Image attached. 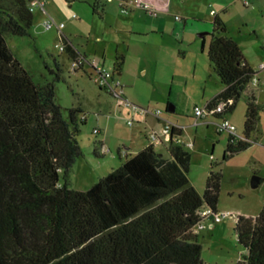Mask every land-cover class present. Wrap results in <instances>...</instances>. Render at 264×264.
<instances>
[{"label":"trees","instance_id":"16d2710c","mask_svg":"<svg viewBox=\"0 0 264 264\" xmlns=\"http://www.w3.org/2000/svg\"><path fill=\"white\" fill-rule=\"evenodd\" d=\"M29 3L0 2V264H205L194 230L204 207L218 211L223 175L214 171L198 191L186 144H171L168 155L149 144L124 155L123 165L90 189L70 187L82 155L77 134L87 118L80 106L65 117L55 83H36L8 46V35L31 36ZM212 24L208 57L223 90L210 102L233 100L230 112L245 95L249 139L264 114L252 86L258 72L220 14ZM62 41L73 60L82 55L68 38ZM123 64L117 60L118 71ZM250 146L229 134L223 159ZM235 231L243 249L239 264H264V206L255 218L239 216Z\"/></svg>","mask_w":264,"mask_h":264},{"label":"rangeland","instance_id":"374dc122","mask_svg":"<svg viewBox=\"0 0 264 264\" xmlns=\"http://www.w3.org/2000/svg\"><path fill=\"white\" fill-rule=\"evenodd\" d=\"M9 1L0 0L5 7ZM40 1L46 3L47 11L34 9L31 36L8 35L7 43L36 83H55L56 99L63 106L65 117H68V109L77 106L82 107L86 115V124H80L77 134L82 155L71 170L70 187L80 191L90 189L123 165L122 143L130 145L133 150L130 154H135L149 142L151 126L157 124L161 128L165 121L159 122L149 115L145 122L144 117L138 116L133 125H129L131 111L119 108L117 99L100 88L91 62L73 69V59L67 50L57 47V44L63 45L57 29H46L47 21L65 23L66 38L81 53L88 51L91 59L117 76V60L124 59V72L119 77L129 84L126 90L133 100H128L143 109L161 110V117L187 127L184 142L193 144V147H185L192 155L189 178L203 193L208 177L214 171H221L217 210L230 214L215 227L196 232L203 247L202 259L205 264H239L243 249L237 239L236 221L239 216L251 217L260 211L257 205L264 200V182L254 188L252 179L254 176L264 179V144L256 140L246 152L224 160L229 133H219L216 124L227 118V114L196 124L194 108L205 106L206 99L221 85L208 57L214 20L212 10L218 11L224 19L228 35L238 41L253 68L264 64V10L247 8L240 0L235 3L234 0H169L172 11L161 15L167 20L166 26L160 29L158 24L153 31L146 25L158 21V13L151 17H140L139 12L123 14L120 4L112 0H107L108 12L103 19L83 3L70 6L67 0ZM74 14L79 18H73ZM168 97L170 102H167ZM170 105L176 110L167 111ZM237 105L240 110L236 117L245 122V95ZM262 119L264 124V117ZM208 121L213 123H206ZM157 149L168 155L164 147Z\"/></svg>","mask_w":264,"mask_h":264},{"label":"built area","instance_id":"2783aa9c","mask_svg":"<svg viewBox=\"0 0 264 264\" xmlns=\"http://www.w3.org/2000/svg\"><path fill=\"white\" fill-rule=\"evenodd\" d=\"M120 8L122 13H129L130 8H133V6H136L138 8H142L146 12H148L152 16H156L159 9L152 4L149 1L145 0H120L119 2ZM45 4L44 2H41L40 0H32L30 3V9L33 12L35 8H41L42 10H45L44 8ZM212 14H216V12L213 10ZM74 17H77L76 15ZM46 29H51L55 27L60 35L61 44H57V47L60 48L61 51L67 50V45L62 41V38L65 36L63 32V28L65 27V23L57 24L56 22L47 21L46 22ZM88 62V59L84 55H79L76 60H73V69H79L82 68L86 63ZM92 66L94 68L95 72V81L99 83L101 88L109 89L110 92L114 95V97L117 99V105L119 108H127L131 110V119H128L129 125H133L135 117L142 116L144 119L148 118L149 115H154L157 118H162V111L156 110L151 111L147 109H143L138 107L137 105L133 104L131 101H129L125 96V85L121 82V80L115 79V76L113 72L105 69L99 64H96L92 62ZM260 71H264V64H262L259 67ZM260 79L257 76L253 78L252 86L258 87L259 86ZM234 102L233 100L228 101H219L217 103H207L205 106H196L194 108V114L196 118V124L199 123V121L205 120L206 118L213 116V117H222L226 115L229 112V109L232 108ZM181 130V128L177 127L173 124H167L164 126L161 133L152 130L148 134V140L149 144L151 145H161L163 144V141L165 137H172L175 135V131ZM217 130L219 132H228L231 135H234L237 137V128L236 126L227 118H223L220 123L217 124ZM238 138V137H237ZM240 139V138H239ZM183 143L180 139H177V143ZM187 147H193V144H187ZM121 155L124 156L127 154V151L125 149L121 150ZM230 216L229 213L221 214L219 211H214L211 207H204L200 211V222L196 226L194 232H200L203 230L208 229L209 227H215L216 223H221L223 221V217ZM208 220H211L208 223Z\"/></svg>","mask_w":264,"mask_h":264},{"label":"crops","instance_id":"0c3cea01","mask_svg":"<svg viewBox=\"0 0 264 264\" xmlns=\"http://www.w3.org/2000/svg\"><path fill=\"white\" fill-rule=\"evenodd\" d=\"M147 1H150L152 4H154L158 9H159V12H158V15H157V18H158V21H155V22H151L150 23V25H146L147 26V28L149 27V28H153L152 30L153 31H155L156 30V28H158V24H159V26H160V29H164V26H166V23H167V20L166 19H164L163 20V17H161V15L162 14H166V13H169V12H171L172 11V8H171V5H169V0H147ZM235 1H239V0H234L233 2L235 3ZM240 1H242V3H243V5L245 6V7H247V8H250V7H255V8H259L260 10H264V0H240ZM41 2H44V1H41ZM67 2L70 4V6H73V5H75L77 2L78 3H83V4H86V5H88V6H90V8L92 9V13H93V7H92V5H94L95 3L97 4V7H98V11L99 12H102V18H100V19H103V18H105V16L107 15V12H108V4H107V0H67ZM112 3H114V2H117V3H119V0H112L111 1ZM44 4H45V6H44V8H45V10H42L41 8H37L38 10H40V11H47V9H46V3L44 2ZM119 8H120V5H119ZM213 11V10H212ZM215 11V10H214ZM34 12V11H33ZM120 12L122 13V11H121V8H120ZM134 12H139L140 13V17H144V16H149V17H151L152 15H150L148 12H146L145 10H143L142 8H138V7H136V6H133V8H130V12L129 13H123V14H128V15H130L131 13H134ZM217 14H219V12L218 11H215ZM260 12H263V11H260ZM34 14V13H33ZM85 14H87V16H85V18H89V12H88V10H86L85 11ZM94 14V13H93ZM211 14H212V12H211ZM95 15V14H94ZM213 15V17L215 16V14H212ZM75 16V14L73 15V18H79L78 16L77 17H74ZM161 17V18H160ZM147 18V17H146ZM84 19V18H83ZM146 20V19H145ZM213 22V21H212ZM66 37V36H65ZM205 40V39H204ZM73 46H74V44H73ZM75 47V46H74ZM130 47L131 46H128V48L130 49ZM76 48V47H75ZM242 48V47H241ZM77 49V48H76ZM78 50V49H77ZM242 50H243V48H242ZM78 52L80 53V54H82V55H84V56H86L87 58H88V60L89 61H92V62H94V63H96V64H98L96 61H95V59L94 58H90V56L88 55V51H85L84 53H81L79 50H78ZM243 53H244V51H243ZM246 58V57H245ZM246 60L248 61V63H249V60L246 58ZM250 64V63H249ZM263 64V63H262ZM262 64H260L257 68H254V70L255 71H257L258 72V77H259V79H260V82H259V86H258V89L256 90V92H255V95H256V97L258 98V102L260 103V104H263L264 103V100H261V98H262V95L264 94V86L262 85L263 83H264V71H260L259 70V67L262 65ZM99 65H101L100 63H99ZM124 67V66H123ZM122 67V69H121V71H119V76H122L123 75V68ZM253 68V67H252ZM119 76H117L116 74H115V79H118V80H121V82L125 85V96H126V98L127 99H131V100H133L132 98H129L128 97V91L126 90V87L127 86H129V84L128 83H126V81H124L123 80V78H120ZM105 90H107L112 96H114L111 92H110V90L109 89H105ZM223 90V86L222 85H220V88L219 89H217L212 95H210V97L208 98V99H206V103H209L211 100H213L221 91ZM259 96H260V99H259ZM115 98V97H114ZM170 98L168 97L167 98V102H170ZM238 104V103H237ZM118 106V105H117ZM172 105H170V107H171ZM124 109V108H123ZM127 109V108H126ZM176 109H174V111H175ZM238 110H240V105H236V107L232 110V111H230V112H228L227 113V115H226V117L236 126V128H237V137L238 138H240V139H242V140H248L251 144L253 143V142H255L256 140L257 141H260L261 142V144H264V124H263V117H264V114H262L261 115V118H260V121H259V123H258V126H257V130L251 135V137L249 138V139H247L246 138V136H245V133H244V129H245V127H244V124H245V122H244V120L243 121H241V120H239V118L238 117H236V114H237V111ZM129 112L131 111V110H128ZM153 111V110H152ZM246 111H247V105H246ZM152 116H154V115H152ZM149 117V116H148ZM156 119H157V121H159V122H161V120H163V121H165V125H167V124H173V125H176L177 127H179V128H181V130H177V131H175V135L174 136H170V137H165V139H164V141H163V144H161V145H156L155 146V149H156V151L157 152H159V153H162V154H164L165 155V153L163 152V151H161V150H158L157 148L159 147V146H161V147H164V149H166L167 151H168V148L170 147V145L171 144H176L177 143V139H180L181 140V142H183L184 144H186V142H184V139H183V137L185 136V133H186V130H187V127L186 126H184V124H180V123H177V122H173V121H171V120H169V119H167V118H157L156 116H154ZM210 117H212L213 118V116H210ZM209 118V117H208ZM208 118H206L205 120H207ZM217 118H219V117H215V119L217 120ZM195 120V119H194ZM237 120V121H236ZM235 121H236V123H235ZM145 122H148V118H146L145 119ZM206 123H208V124H211V123H213V122H210V121H208V122H206ZM207 124V125H208ZM216 124V123H215ZM218 124V123H217ZM217 124H216V126H217ZM165 125H163V127H161L160 128V126H158L157 124H153L152 126H151V128H152V130H155V131H157V132H159V133H161L162 132V130H163V128H164V126ZM196 125V124H195ZM220 133H222V132H220ZM254 135V136H253ZM261 136V137H260ZM124 143H122V147L121 148H124L126 151H127V153H131L133 150H132V148L130 147V145L129 146H126V145H123ZM147 146H149V142H146V144H144V146L142 147V148H145V147H147ZM250 148V147H249ZM246 152V151H245ZM137 153V152H136ZM244 153V152H243ZM259 177V176H258ZM260 178V183H259V185H261L263 182H264V179L262 178V177H259ZM258 185V186H259ZM257 206H259V210L261 211V209L263 208V206H264V200L262 201V202H260ZM260 211H258V213H256V215H251V217H253V218H255V217H257L258 216V214L260 213Z\"/></svg>","mask_w":264,"mask_h":264},{"label":"water","instance_id":"95a60500","mask_svg":"<svg viewBox=\"0 0 264 264\" xmlns=\"http://www.w3.org/2000/svg\"><path fill=\"white\" fill-rule=\"evenodd\" d=\"M174 109H175V108H174L173 106H171V107L169 108V111H170V112H173ZM259 183H260V178H259L258 176H254L253 179H252V186H253L254 188H257L258 185H259Z\"/></svg>","mask_w":264,"mask_h":264}]
</instances>
